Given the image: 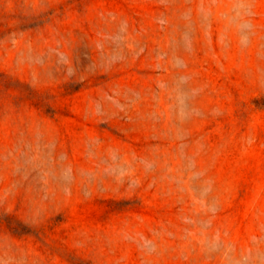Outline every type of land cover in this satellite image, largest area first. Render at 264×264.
<instances>
[{
  "label": "rangeland",
  "instance_id": "rangeland-1",
  "mask_svg": "<svg viewBox=\"0 0 264 264\" xmlns=\"http://www.w3.org/2000/svg\"><path fill=\"white\" fill-rule=\"evenodd\" d=\"M0 264H264V0H0Z\"/></svg>",
  "mask_w": 264,
  "mask_h": 264
}]
</instances>
